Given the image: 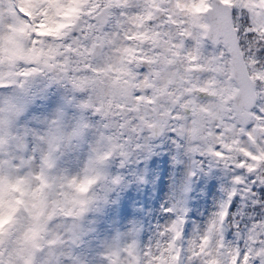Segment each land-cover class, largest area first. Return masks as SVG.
<instances>
[{
    "label": "snow or ice",
    "instance_id": "obj_1",
    "mask_svg": "<svg viewBox=\"0 0 264 264\" xmlns=\"http://www.w3.org/2000/svg\"><path fill=\"white\" fill-rule=\"evenodd\" d=\"M94 2L97 0H89V5ZM207 3V12L199 16L197 26H192L189 0H144L143 5H136L134 0H112V8L101 5L95 13L85 11L69 34L57 40L60 55L51 66L20 62L16 69L20 74L4 76L6 67L0 63V79L15 80L23 87L31 76L45 74L85 93L79 107L100 118V140L107 137L112 143V149L103 153L93 149L96 161L101 164L116 153L123 154L124 149L131 150L134 143L138 147V137L161 128L189 141L198 155L211 157L232 173V188L216 218L223 217L225 240L226 229H231L228 235H239L233 239L239 248L237 264L244 259L249 264H264V251L255 254L257 249L264 248V233L251 247L242 246L244 234L264 218V162L256 166L251 156L233 155V144L251 145L250 136L255 145L246 150L253 154L264 151V91H260L264 85L261 79L264 60L257 57V53L264 56V31L254 20L264 17V2L244 0V6L234 4L230 10L224 6L223 11L220 0H207ZM46 4L47 0H39V9L46 8ZM13 10L30 23L40 22L41 16L33 21L18 4ZM221 15L232 19L233 42L223 41L218 25ZM140 34L148 38L138 39ZM31 38L37 43L52 40L38 32H33ZM130 48L137 49V59L131 62L126 56ZM237 49L241 58L248 61L242 71L231 69ZM122 67L129 70L127 79L131 84L127 95L118 97L112 90L116 69ZM250 77H255L258 94L253 103L244 105L241 81ZM109 99L112 105L106 114L103 104ZM241 109L249 114L243 121L237 116ZM87 127L88 124L81 123L71 136L81 135ZM59 147L56 139L49 140L48 153L38 173H23L18 165L12 164L0 168V183L25 185L27 192L43 189L47 199V233L36 264H51L45 256H51L58 243H75L67 221L78 220L83 215L95 198L90 194L93 185L104 178L97 172L80 179L50 180L46 169L52 167V153ZM23 199L24 207L17 213L30 209L31 201L27 197ZM240 201L250 205L258 215L251 220L246 215L234 217L230 209L236 208ZM236 219L240 222L234 223ZM61 220L66 221L62 228ZM182 224L177 216L154 244L142 250L135 243L116 247L108 255L109 264H156L165 249L177 257L175 264H183L179 259L185 253ZM168 245L172 247L168 249ZM0 264H7L4 255H0ZM57 264H69V261L58 260Z\"/></svg>",
    "mask_w": 264,
    "mask_h": 264
},
{
    "label": "rangeland",
    "instance_id": "obj_2",
    "mask_svg": "<svg viewBox=\"0 0 264 264\" xmlns=\"http://www.w3.org/2000/svg\"><path fill=\"white\" fill-rule=\"evenodd\" d=\"M105 1L113 7L112 0ZM228 1L232 6H244V0ZM69 2L71 0L58 4L54 0H47L43 10L38 7L39 0H4L0 4V63L6 67L4 76L20 74L16 71L20 62L51 66V62L60 55L59 44L54 41L60 38L53 40L50 33L52 28L57 31V25H60L56 8L62 7L59 8L58 16L64 19L63 7L69 10ZM195 2L196 0H189V12L195 8ZM72 3L77 6L76 2ZM134 3L143 5L144 0H134ZM17 4L33 21L38 15L41 16L39 24L17 16L13 12ZM87 6L85 2L81 9H75L70 14L66 31L63 32L64 24H61L60 32L64 36L69 34L85 11L90 14ZM254 20L260 30L264 31V17H254ZM189 22L192 25L191 16ZM236 23L239 26L240 21L237 20ZM33 32H38L41 37L47 32L44 37H51L52 40L37 43L31 38ZM22 38L29 42L22 45V41H19ZM207 51L210 52L211 48L208 47ZM116 73L112 94L124 97L131 84L127 79L130 73L122 75V68L116 69ZM29 89H33V92ZM260 91H264V85L260 86ZM26 95L28 99L25 103ZM71 95L73 102L69 105L67 101L71 99ZM85 98L86 94L73 89L71 84L51 79L45 74L31 76L23 87L15 80L0 79V144L5 143L4 152L0 148V168H7L12 164L18 165L23 173H38L48 153L49 140L56 139L60 147L52 153V167L46 169L49 179L61 181L72 177L80 179L84 175L93 176L95 160L89 157L94 155L93 149L101 148L100 118H86V138L82 134L78 137L71 136L82 123L81 118H77L79 109L91 113L89 109L79 107L80 101ZM104 104L107 114L112 100L109 99ZM159 130L160 132H146L137 138L138 147L134 143L131 150L124 149L123 154L116 153L106 160L116 162L103 170L104 178L93 185L90 194L94 195V200L78 220L67 221L75 243H58L51 250L52 255L45 256L46 260H50L51 264H57L58 260H67L69 264H109L108 255L116 247L123 248L135 243L138 250H142L149 244H154L159 234L179 216L183 221L185 253L179 256L183 264H237L239 248L233 241L234 237L221 247L216 227V223L222 218L216 216L222 196L232 181V173L213 161V164L203 169L202 177L193 189L191 206L187 210L183 209L181 189L193 170V164L199 166L200 162L212 158L198 155L190 147L189 141L178 138L179 134L174 135L170 129ZM5 133L8 134L7 140L3 139ZM77 138L82 144L77 142ZM109 141L111 142L110 139ZM249 141L251 145L244 147L233 144V155L243 153L251 156L255 162L259 157L264 159V151L253 154L246 150L255 145L251 136ZM111 149L112 143L104 152ZM124 162L126 170L123 168V174L116 179L118 165H124ZM108 164L109 162L105 165ZM7 185L13 187L12 198L20 197L21 202L16 203V200L7 197L0 186V229L3 228L0 230V255L5 256L7 264H36L47 233V199L43 189L27 192L25 185ZM24 197L31 201L30 209L17 213L18 209L24 207ZM11 216L12 220L6 226ZM65 223L64 220L59 221V227L62 228ZM261 233H264V218L244 234L245 245L242 246L254 245ZM235 238L238 239L239 235L236 234ZM167 247L170 249L172 245ZM260 251H264V248L257 249L255 254ZM176 259V256L165 249L162 256L157 258L156 264H175ZM241 264L249 262L244 259Z\"/></svg>",
    "mask_w": 264,
    "mask_h": 264
},
{
    "label": "water",
    "instance_id": "obj_3",
    "mask_svg": "<svg viewBox=\"0 0 264 264\" xmlns=\"http://www.w3.org/2000/svg\"><path fill=\"white\" fill-rule=\"evenodd\" d=\"M221 5H222V11H223L224 6H226V8L228 10H230V7L227 4L221 3ZM106 8H108V7H106ZM218 25H219V31L223 37V41L224 42H233L234 35H233V32L231 31L232 19L226 18L225 16L221 15L219 18V21H218ZM244 66H245L244 61L241 58V55L239 54V50L237 49L236 54H234L233 61L231 62V69L233 71H242L244 69ZM241 88L243 90L244 105H249V104L253 103L255 100V93L253 90L252 80L250 78L247 80H242L241 81ZM240 111L241 110H239L237 112L238 115L240 114Z\"/></svg>",
    "mask_w": 264,
    "mask_h": 264
},
{
    "label": "flooded vegetation",
    "instance_id": "obj_4",
    "mask_svg": "<svg viewBox=\"0 0 264 264\" xmlns=\"http://www.w3.org/2000/svg\"><path fill=\"white\" fill-rule=\"evenodd\" d=\"M136 51H137V49L130 48V49H128L126 56L127 57H130L132 59H135V57H136V55H135Z\"/></svg>",
    "mask_w": 264,
    "mask_h": 264
},
{
    "label": "trees",
    "instance_id": "obj_5",
    "mask_svg": "<svg viewBox=\"0 0 264 264\" xmlns=\"http://www.w3.org/2000/svg\"><path fill=\"white\" fill-rule=\"evenodd\" d=\"M257 57H258L259 59H261L263 56H260V54L257 53ZM245 210H246V209H244L243 211H241V212H242V213H241L242 216H245V213H246ZM248 211H249L252 215L254 214V211H253V210L249 209Z\"/></svg>",
    "mask_w": 264,
    "mask_h": 264
}]
</instances>
